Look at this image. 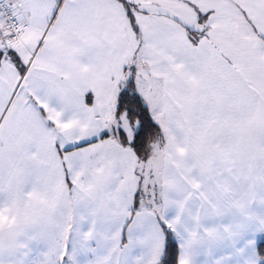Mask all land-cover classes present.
<instances>
[{"label": "snow or ice", "instance_id": "obj_1", "mask_svg": "<svg viewBox=\"0 0 264 264\" xmlns=\"http://www.w3.org/2000/svg\"><path fill=\"white\" fill-rule=\"evenodd\" d=\"M0 264H264V0H0Z\"/></svg>", "mask_w": 264, "mask_h": 264}]
</instances>
